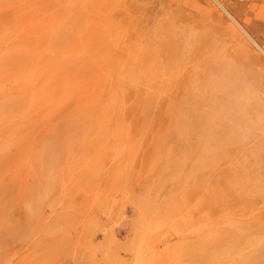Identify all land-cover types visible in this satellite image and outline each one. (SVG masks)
I'll return each mask as SVG.
<instances>
[{"label":"rangeland","instance_id":"1","mask_svg":"<svg viewBox=\"0 0 264 264\" xmlns=\"http://www.w3.org/2000/svg\"><path fill=\"white\" fill-rule=\"evenodd\" d=\"M116 1L0 0V264H264V57L211 0Z\"/></svg>","mask_w":264,"mask_h":264},{"label":"bare ground","instance_id":"2","mask_svg":"<svg viewBox=\"0 0 264 264\" xmlns=\"http://www.w3.org/2000/svg\"><path fill=\"white\" fill-rule=\"evenodd\" d=\"M128 1L133 3L134 6H137V2H139L140 0H128ZM211 1L227 16V18H228V27L234 33L235 37L239 40V42L240 43H244L249 48L250 47L249 44L247 45V43H246L247 41H249L253 45V47H255L256 50H258L262 54V56L264 57V49L261 48L256 43V41L245 31V29H243L239 25V23L235 20V18L229 13V11L223 5L222 1L221 0H211ZM113 2H114V0H113ZM206 3L208 5L211 4V2L208 1V0H206ZM116 4H118V5L120 4V6H122V7L124 6L123 0H117ZM214 4H213V7H212V5H210V8H214ZM129 12H131V11H129ZM263 62H264V60H263ZM33 78L34 77L31 76V74H29L27 76V79H28L27 82H28L29 85H30V83H32V85H33V82L35 81V79H33ZM54 80H56V82L54 83V87H60L62 83H66V81H63V80H60V79H56L55 78ZM30 88H32V87H30ZM34 92H36V90ZM233 92H235L234 89H233ZM35 95L36 94H34V97H35ZM236 106L237 105L233 106L234 107V109L232 111L233 114L236 113V111L238 110V107H236ZM199 136H200V139L197 140L196 143L190 145V148H191L192 151H197V150H199L200 148H202L206 144V142L208 141L207 137L209 136V129L208 128L201 129ZM227 137H230V136H227ZM110 214H111L110 212L106 213V215H109V216H110ZM148 218H149V212H146V210H142L139 219L141 221H143V220H146ZM102 231L106 232L107 231V227L105 226L102 229ZM220 238H221L220 236H217V234L214 233L211 237L209 236L208 238H206V240L208 242L207 244H211L213 241H218V240H220ZM227 239L228 240H232V242L234 243V245L236 247V245H237V239L236 238L227 237ZM255 243H256V246H255L256 251H261L262 253L258 254L256 256H253L252 259H250L249 262H253V261L261 258L264 255V233H263V235L260 238L256 239ZM229 254L230 253H228V255ZM202 256L205 257L206 255L204 254Z\"/></svg>","mask_w":264,"mask_h":264}]
</instances>
